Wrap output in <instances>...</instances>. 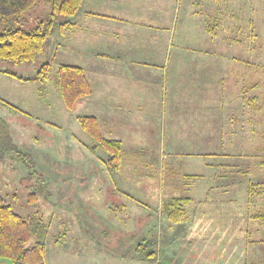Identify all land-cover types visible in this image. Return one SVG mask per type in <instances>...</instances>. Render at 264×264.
<instances>
[{
	"label": "crops",
	"instance_id": "obj_1",
	"mask_svg": "<svg viewBox=\"0 0 264 264\" xmlns=\"http://www.w3.org/2000/svg\"><path fill=\"white\" fill-rule=\"evenodd\" d=\"M69 20L71 26L53 34L62 57L58 66L81 67L90 86V93L73 107L81 110L75 119L96 117L102 135L120 141L121 148L150 143L148 126L160 122V184L152 191L143 190L145 197L159 204L168 222L165 231L158 232L159 240H176V227L187 220L189 209L188 227H192L186 232H192L195 242H203L204 250L216 254L212 260L205 257L206 264H264V233L260 232L264 223L250 217L258 211L249 210L262 209L264 197L248 200L243 182L215 183L218 175L224 178L233 168L206 173L211 176L206 183L211 184L203 186L193 187L188 173L181 190L184 195L171 184L178 177L180 182L176 160L189 159L192 164V158L204 156L205 169H213L219 166L213 160L239 157L240 147L262 138L258 124L264 89L256 39L264 26V0H83ZM240 32L243 40L237 37ZM53 59L55 55L49 56L50 64ZM124 169L121 162L108 173L132 176ZM200 178L204 177L200 174ZM182 196L189 198L184 217L173 222L163 204ZM234 204L241 205L246 219L233 231L229 213L238 212ZM214 216L221 232L208 229ZM144 217L143 226L152 216ZM207 242L216 244L208 247Z\"/></svg>",
	"mask_w": 264,
	"mask_h": 264
},
{
	"label": "rangeland",
	"instance_id": "obj_2",
	"mask_svg": "<svg viewBox=\"0 0 264 264\" xmlns=\"http://www.w3.org/2000/svg\"><path fill=\"white\" fill-rule=\"evenodd\" d=\"M243 35L240 32L237 37L242 39ZM256 42L260 46L261 88L264 89V26ZM57 43V37L53 35L33 61H0V69L30 76L49 60V56L55 55L46 79L23 82L0 74V118L7 124L11 145L10 149L5 148V155H0V195L22 216L37 213L49 223L45 236L48 264H206V258L212 260L215 253L204 250L200 247L203 242H195L192 232H186L192 227H188L189 209L187 220L181 224L183 230L171 226L178 231L176 240L158 238V232L165 231L168 222L159 204L155 205L154 199L145 197L143 190L152 191L160 184V122L148 126L150 143L122 146L123 172H130L132 176L109 175L105 166L106 153L94 147L75 119L81 110L67 109L54 85L55 72L62 60ZM258 126L263 130L259 142L240 147L242 153L234 159L213 160L218 167L205 169L204 156L192 158V164L187 161L189 159L176 160L174 170L180 174V182L178 177V181L171 180V184L174 182L181 194L188 173H192L193 187L203 186L211 184L206 183L211 180L210 171L224 172L230 168H233L231 173L225 174L224 178L218 175L215 183L264 184V108ZM1 140V145L6 146L7 142ZM15 150L28 154L34 163L33 169L28 162L18 160ZM200 174L204 178H200ZM144 205L150 209H144ZM234 205L238 212L231 216L229 213V218L234 221L233 231L246 219L241 205ZM260 209V206L249 207L252 212ZM142 214L152 216L144 226ZM131 216L135 217L133 221ZM215 217L208 229L221 232ZM229 228L231 230V226ZM260 232L264 233V226ZM207 244L209 247L216 243ZM150 246L156 251L151 260L139 256L144 255ZM0 264L10 262L0 259Z\"/></svg>",
	"mask_w": 264,
	"mask_h": 264
},
{
	"label": "trees",
	"instance_id": "obj_3",
	"mask_svg": "<svg viewBox=\"0 0 264 264\" xmlns=\"http://www.w3.org/2000/svg\"><path fill=\"white\" fill-rule=\"evenodd\" d=\"M83 0H0V61L23 63L33 61L43 52L45 44L54 32L72 25L70 17L81 7ZM50 63L45 60L32 76L23 77L10 70H0L16 78L43 80L48 77ZM54 85L60 99L67 109H73L76 101L90 93V86L83 69L79 66L60 64L55 72ZM3 102V101H2ZM13 109V105L3 102ZM81 129L91 138L94 147L102 149L107 156L105 166L108 171L120 167L122 148L120 141L104 137L99 129L97 118L90 115L78 116ZM2 139L7 142L1 145ZM9 142V145H8ZM5 148H11L7 124L0 118V155H5ZM18 160L28 162L33 169L34 163L28 156L15 150ZM36 175V173H33ZM248 200L255 196L264 197V184H247ZM35 198L34 194L31 195ZM186 197H175L163 204V211L169 220L181 221L184 217ZM264 223V206L250 216ZM49 223L39 214L22 216L0 195V259H8L10 264H48L46 257L45 236ZM33 240L31 244L30 241ZM156 251L149 250L139 256L151 260Z\"/></svg>",
	"mask_w": 264,
	"mask_h": 264
}]
</instances>
